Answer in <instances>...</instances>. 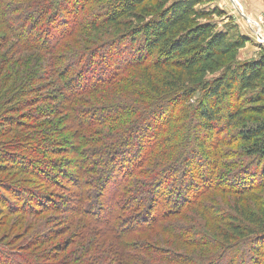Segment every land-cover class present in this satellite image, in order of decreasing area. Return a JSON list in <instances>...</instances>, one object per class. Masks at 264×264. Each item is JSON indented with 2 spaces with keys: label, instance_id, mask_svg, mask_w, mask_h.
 <instances>
[{
  "label": "trees",
  "instance_id": "16d2710c",
  "mask_svg": "<svg viewBox=\"0 0 264 264\" xmlns=\"http://www.w3.org/2000/svg\"><path fill=\"white\" fill-rule=\"evenodd\" d=\"M3 1L11 54L36 61L0 93V174L33 184L0 180V207L73 225L69 264H264V199H236L264 192V51L239 61L249 39L218 30L206 0ZM10 254L0 264H56Z\"/></svg>",
  "mask_w": 264,
  "mask_h": 264
},
{
  "label": "rangeland",
  "instance_id": "374dc122",
  "mask_svg": "<svg viewBox=\"0 0 264 264\" xmlns=\"http://www.w3.org/2000/svg\"><path fill=\"white\" fill-rule=\"evenodd\" d=\"M3 0H1L2 2ZM175 1V0H172ZM206 5L199 6V9H205V8H213L215 2L220 3L221 5H224V7L227 8V12L229 11L231 16H227V13L222 12L218 5H214L213 10H217L220 15H214L212 18L213 22L216 23L217 29H224L227 31L228 36L231 39H235L236 37L242 35L243 37H246L249 39V41L246 43L256 44L258 45L257 49V58H253L251 60H239L238 56L237 59L239 61H255L258 60L260 52L264 51V0H247V4L251 11L245 12L242 9V7L239 5V3L236 0H206ZM0 2V6L2 8L4 6H13L15 3H8L6 1H3V3ZM216 4V3H215ZM219 8H218V7ZM211 11V9H209ZM233 21H237L238 25H233ZM241 29V30H240ZM240 33V35L238 34ZM5 34L2 32L0 28V57L4 56V63L2 66H0V80H2V88L1 91H5L7 88H5L6 85H10L11 82L14 80V74L15 72L22 73L21 77L24 75V71L26 70V65L29 70V67H32V65L35 63L36 60V53L29 52L24 53L21 55H14L11 54L14 53V50L11 49L13 47V44L11 41H5ZM245 48V47H244ZM243 48V49H244ZM242 50V49H241ZM240 50V51H241ZM239 51V52H240ZM239 54V53H238ZM33 63V64H32ZM33 70V69H32ZM14 73V74H13ZM4 76H9V79L4 78ZM12 77V78H10ZM214 77L213 75H209L208 72L204 74V79L208 80ZM37 95L38 93H33V95ZM44 93H39V96L43 95ZM26 97L21 98V100H24ZM20 100V101H21ZM1 104V101H0ZM15 102L10 101L5 104V106H13ZM29 110V109H27ZM26 109H21L20 113L27 112ZM11 110L7 111V113H10ZM15 115V114H14ZM250 116H245L242 120L245 123H235L234 128H238L241 125L249 126L251 123L248 120ZM42 122V121H40ZM30 128V127H28ZM15 131V129H14ZM8 138V137H7ZM11 139V138H10ZM9 139V140H10ZM8 141V139H6ZM8 151V150H6ZM11 151V150H10ZM9 152V151H8ZM61 152V151H60ZM59 152V153H60ZM10 153H8L9 155ZM63 156H59V158H62ZM66 158V157H63ZM62 158V159H63ZM230 172V171H229ZM13 179L16 181H25L27 182V186H32L31 181L29 177L22 175L14 170H11L9 172V175L0 174V180L3 179ZM29 179V180H27ZM211 195V197H209ZM209 197V198H207ZM238 200H241L245 205L249 203L251 206H255L254 208H259L261 205V202H263L264 199V192L263 191H254L251 194H247L246 196H243L241 198H236ZM227 200L230 202H236L231 199V197H225V195H222L221 193H214L209 194L205 198H203V201L205 202H213L214 206L217 207H229L228 204H226ZM256 200V201H254ZM212 203V204H213ZM58 215L54 213H44L42 215L37 216H23L20 213L8 212L5 208L0 207V247H4L7 249L13 256L16 252H37V253H45L50 256L48 262H55L56 264H69V259L71 255L73 254V249H76L80 243L76 244V241L74 238L76 235H73V225L70 227L68 225V231H63L61 233L55 234L57 231H59V228L61 226V223L52 224L51 220H58ZM66 225V223H64ZM220 225L224 226V224L219 223ZM83 230V229H82ZM89 229L84 228V230L81 232V234H84V236L89 237L90 234L87 232ZM53 233V235H51ZM52 238L47 239L48 243L42 244L41 241L40 244L34 247H27V244L30 243V240L33 238H39V237H50Z\"/></svg>",
  "mask_w": 264,
  "mask_h": 264
},
{
  "label": "crops",
  "instance_id": "0c3cea01",
  "mask_svg": "<svg viewBox=\"0 0 264 264\" xmlns=\"http://www.w3.org/2000/svg\"><path fill=\"white\" fill-rule=\"evenodd\" d=\"M238 3H239V5L242 7V9L244 10V13L247 11V12H249V11H251L250 10V8H249V6H248V4H247V0H236ZM216 3V4H215ZM214 3V5L216 6V5H218L217 7L222 11V12H224V13H227V16H231V14H230V12L228 11L227 12V8L226 7H224V5H221L220 3H218V2H215ZM214 5L212 6L213 8H205V10H208V11H210L209 9H211V10H213L215 7H214ZM232 17V16H231ZM233 25H238V22L237 21H233ZM218 30H222V31H224V32H227V31H225L224 29H219L218 28ZM241 30V29H240ZM239 35H240V33H238ZM240 36H242V35H240ZM256 44H251V45H249V44H247V45H245V48L244 49H242L240 52H239V54H238V59L239 60H251V59H255V58H257V52H258V49H257V47H258V45L257 46H255Z\"/></svg>",
  "mask_w": 264,
  "mask_h": 264
}]
</instances>
